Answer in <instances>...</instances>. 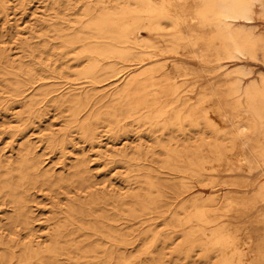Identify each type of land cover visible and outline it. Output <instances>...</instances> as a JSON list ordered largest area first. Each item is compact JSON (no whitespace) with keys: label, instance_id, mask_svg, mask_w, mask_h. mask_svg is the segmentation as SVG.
Instances as JSON below:
<instances>
[{"label":"rangeland","instance_id":"374dc122","mask_svg":"<svg viewBox=\"0 0 264 264\" xmlns=\"http://www.w3.org/2000/svg\"><path fill=\"white\" fill-rule=\"evenodd\" d=\"M83 1L0 0V181L9 180V170L18 177L17 163L24 149L37 160L40 175L28 190L31 232L24 238L22 230L20 237L43 241L68 217L75 242L60 256L63 264H186L202 250L188 241L181 203L189 207L190 196L226 191L237 201L245 196L252 203L253 190L263 176L259 170L222 172L208 182L204 176L186 175L165 164V149L157 143L158 137L163 143L177 142L178 147L193 146L202 140V132L209 138V128L183 122L163 129L114 110L111 88L129 72L128 62L116 59L105 65L103 69L109 71L92 85L77 75L85 61L72 57L80 56V47L61 55L62 41L91 38V32L83 28L85 6L104 4L103 0ZM52 21L60 36L49 31ZM256 23L264 28V21ZM188 61L185 77L174 76L166 61L179 92L196 96L209 87L217 91L218 101H224L227 87L215 82L218 72L211 70V63L195 56ZM240 62L251 67V76L264 70L262 64L246 58ZM30 75L33 78L27 81ZM16 78L25 80L18 93L13 91ZM75 90L86 91L81 97L89 100L76 114L72 102L62 101ZM61 94L63 98L58 97ZM190 110L183 109L184 115ZM85 124L93 128V135L85 134ZM203 153L209 154L205 149ZM148 173L152 186L147 183ZM177 192H181L179 201ZM1 196L0 234L8 238L4 225L13 211L10 204L1 203ZM254 203L257 207L246 210L252 216L262 206L261 201ZM80 206L83 213L69 215L70 207L78 210ZM259 232L252 233L253 238Z\"/></svg>","mask_w":264,"mask_h":264},{"label":"bare ground","instance_id":"6f19581e","mask_svg":"<svg viewBox=\"0 0 264 264\" xmlns=\"http://www.w3.org/2000/svg\"><path fill=\"white\" fill-rule=\"evenodd\" d=\"M103 3L93 8L85 6L83 28L91 32V38L62 41L61 55L80 47V56L72 57L85 61L77 75L92 85L99 82L101 73L109 71L103 69L105 65L116 59L128 62L129 72L111 88L114 110L163 129L168 124L181 126L183 122L209 128V138L205 139L202 132V140L193 146L182 143L178 147L177 142L163 143L158 137L157 143L165 149L164 163L179 172L204 176L208 182L222 172L250 174L259 170L263 176L253 190L252 203H247L249 199L245 196L237 201L227 191L222 195L209 192L190 196L189 207L181 203L179 208L184 210L181 222L186 224L188 241L202 250L186 264H264V70L251 76V67L240 62L246 58L264 66V28L256 23L264 21V0H103ZM48 25L49 31L60 36L53 27L54 21ZM142 31L147 32L146 36ZM192 56L200 62H210L211 70L218 72L215 82L227 87L224 101H218L217 91L209 87L201 88L196 96L179 92L166 61L170 62L174 76L185 77L190 70L188 58ZM32 78L30 75L27 81ZM15 81L13 91L18 93L25 80ZM83 93L84 90H75L64 98L63 94L58 97L72 102L76 114L89 102L86 96L81 97ZM188 108L189 114L184 115L183 109ZM84 132L93 135V128L85 124ZM204 149L209 154L203 153ZM16 170L18 177L9 170V180L0 181L1 203L7 202L13 211L4 225L9 237L0 234V264H63L60 256L65 254L67 245L75 242L72 237L75 231L69 228L72 221L66 217L43 241L30 237L24 240L31 232L29 185L40 176L37 160L29 150L19 154ZM146 176L152 186L151 175ZM180 193L175 194L176 201L180 200ZM255 201H261L262 206L252 216L246 210L257 207ZM69 211L72 215L85 210L80 206L78 210L70 207ZM232 211L236 214H230ZM22 230L26 231L24 238L20 237ZM258 231L253 238L252 233Z\"/></svg>","mask_w":264,"mask_h":264}]
</instances>
